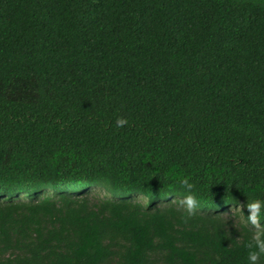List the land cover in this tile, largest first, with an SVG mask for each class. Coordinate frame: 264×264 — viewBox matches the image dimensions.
Instances as JSON below:
<instances>
[{
  "label": "trees",
  "instance_id": "trees-1",
  "mask_svg": "<svg viewBox=\"0 0 264 264\" xmlns=\"http://www.w3.org/2000/svg\"><path fill=\"white\" fill-rule=\"evenodd\" d=\"M0 264H264V0H0Z\"/></svg>",
  "mask_w": 264,
  "mask_h": 264
},
{
  "label": "rangeland",
  "instance_id": "rangeland-1",
  "mask_svg": "<svg viewBox=\"0 0 264 264\" xmlns=\"http://www.w3.org/2000/svg\"><path fill=\"white\" fill-rule=\"evenodd\" d=\"M92 190V189H91Z\"/></svg>",
  "mask_w": 264,
  "mask_h": 264
}]
</instances>
